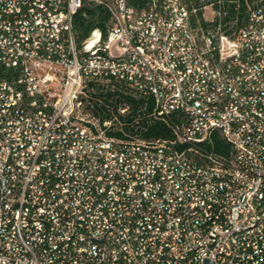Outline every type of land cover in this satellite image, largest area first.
Returning <instances> with one entry per match:
<instances>
[{"label":"built area","instance_id":"2783aa9c","mask_svg":"<svg viewBox=\"0 0 264 264\" xmlns=\"http://www.w3.org/2000/svg\"><path fill=\"white\" fill-rule=\"evenodd\" d=\"M0 264H264V0H0Z\"/></svg>","mask_w":264,"mask_h":264},{"label":"trees","instance_id":"16d2710c","mask_svg":"<svg viewBox=\"0 0 264 264\" xmlns=\"http://www.w3.org/2000/svg\"><path fill=\"white\" fill-rule=\"evenodd\" d=\"M135 7H142L148 0H128ZM89 15L88 17H84L80 14L76 15L75 26L78 29L79 35L81 37L86 36L93 28L100 27L105 30L104 21L107 20V14L104 10L99 9L98 12H93L91 7L86 8ZM244 9L240 6V11ZM229 10L231 15H233V4L229 5ZM242 13H240V16ZM230 17H225L224 20L229 19ZM121 98V96L119 97ZM140 99L135 100L132 99V104L134 110L138 108V104H140ZM148 108H152V101L149 98L147 102ZM146 119V117H145ZM135 132V130H132ZM156 137H164V138H172L174 137V133L170 126H168L164 121L157 120L148 125L145 130V138H156ZM203 149L205 152H212L216 155L227 157L231 153L230 144L220 135L218 131H214L208 142L203 144Z\"/></svg>","mask_w":264,"mask_h":264},{"label":"rangeland","instance_id":"374dc122","mask_svg":"<svg viewBox=\"0 0 264 264\" xmlns=\"http://www.w3.org/2000/svg\"><path fill=\"white\" fill-rule=\"evenodd\" d=\"M115 52H117V51H115Z\"/></svg>","mask_w":264,"mask_h":264}]
</instances>
